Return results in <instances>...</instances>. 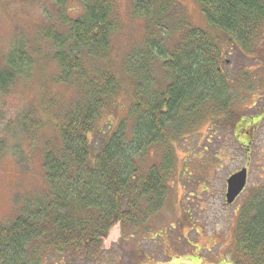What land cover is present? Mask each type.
Here are the masks:
<instances>
[{
    "label": "trees",
    "instance_id": "16d2710c",
    "mask_svg": "<svg viewBox=\"0 0 264 264\" xmlns=\"http://www.w3.org/2000/svg\"><path fill=\"white\" fill-rule=\"evenodd\" d=\"M51 2L53 14L45 13L34 30L38 40L31 39L34 31L29 40L16 35L0 55V93L30 76V50L44 40L46 57L55 63L53 83L73 86L76 96L61 110L58 139L44 146L45 197L0 225V264H50L57 258L53 264H72L70 256L102 264V242L116 224L122 242L148 241L149 225L166 202L174 144L206 121L237 120L229 107L236 84L245 86L247 77L239 71L229 79L224 46L253 56L264 28V0H195L206 25L222 39L191 26L177 0H130V16L142 21L144 36L115 70L113 62L112 69L108 65L119 29L115 0ZM68 4L79 6L75 17L68 15ZM125 80L132 92L126 117L98 132L101 117L117 110ZM25 115L18 117L27 121L23 131L32 124ZM153 146L163 150L160 164L141 174L138 162ZM234 242V264H264V186L241 205ZM142 253L128 257L139 264Z\"/></svg>",
    "mask_w": 264,
    "mask_h": 264
},
{
    "label": "rangeland",
    "instance_id": "374dc122",
    "mask_svg": "<svg viewBox=\"0 0 264 264\" xmlns=\"http://www.w3.org/2000/svg\"><path fill=\"white\" fill-rule=\"evenodd\" d=\"M177 1L191 26L216 36L220 34L206 25L195 0ZM71 6L68 4V15L75 17L78 10L74 8H80L76 4ZM130 10V0H115L119 29L111 40L108 58L111 69L113 62L118 70L127 49L139 45L144 36L142 21L132 18ZM53 11L51 0H0V55L8 52L10 39L16 35H25L29 40L41 26L43 15L49 16ZM21 39L18 36L16 40L22 42ZM31 39L38 40L36 31ZM258 39L256 54L245 58L237 50L231 51L229 44L224 46L229 79L237 77L239 71L247 77L245 86L236 84L237 91L230 103L228 115L237 117L235 123L224 122L223 118L206 121L174 144L166 202L155 225H149L150 239H130L124 243L120 226L116 224L102 242L100 263L112 264L110 260L114 259L117 264L121 261L137 264L128 254L139 251L145 254L139 264H234V232L239 209L251 192L264 186V28ZM43 41L35 50H30L35 59L30 76L18 81L6 93H0V225L12 222L26 204L45 197L44 146L58 139L56 126L61 110L64 112L76 96L73 86L53 83L55 63L46 57L49 48ZM223 42L227 43L226 37ZM123 88L117 99V110L101 117L98 132H107L110 126L126 117L132 101L126 80ZM21 113L32 119L27 131L22 129L26 119L18 120ZM162 152L159 146L146 151L138 162L141 174L160 164ZM244 168L247 185L234 203L227 205L226 181ZM73 258L76 257L69 258L74 261L72 264H83L82 260ZM58 259H51L49 263Z\"/></svg>",
    "mask_w": 264,
    "mask_h": 264
},
{
    "label": "water",
    "instance_id": "95a60500",
    "mask_svg": "<svg viewBox=\"0 0 264 264\" xmlns=\"http://www.w3.org/2000/svg\"><path fill=\"white\" fill-rule=\"evenodd\" d=\"M247 170L241 169L232 174L226 181L225 202L227 205L234 201L242 194L247 184Z\"/></svg>",
    "mask_w": 264,
    "mask_h": 264
}]
</instances>
